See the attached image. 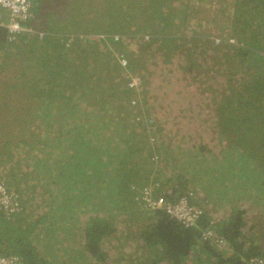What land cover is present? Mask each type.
I'll use <instances>...</instances> for the list:
<instances>
[{
	"label": "trees",
	"instance_id": "1",
	"mask_svg": "<svg viewBox=\"0 0 264 264\" xmlns=\"http://www.w3.org/2000/svg\"><path fill=\"white\" fill-rule=\"evenodd\" d=\"M70 1L101 6L68 12L94 31L72 34L52 0L34 5L33 34L10 43L0 30V178L21 205L10 219L0 211V252L27 264H114L105 245L118 233L125 264L264 259V0L223 5L235 43L220 46L195 37L204 26L188 21L185 0H147L142 28L135 0ZM149 184L193 192L205 213L217 201L229 248L202 241L209 214L187 229L142 213L132 187Z\"/></svg>",
	"mask_w": 264,
	"mask_h": 264
},
{
	"label": "built area",
	"instance_id": "2",
	"mask_svg": "<svg viewBox=\"0 0 264 264\" xmlns=\"http://www.w3.org/2000/svg\"><path fill=\"white\" fill-rule=\"evenodd\" d=\"M39 0H0V30L7 32V39L10 43H17L24 35L33 34V28L26 26L33 18L32 9ZM39 38L43 34L37 32ZM119 39L118 36L115 37ZM15 45V44H13ZM121 64L126 67L127 60L121 55ZM135 86V82L131 83ZM136 194V203L141 210L151 213H163L166 216L180 222L185 228L192 229L198 227L200 219L209 214L212 216L209 226L201 234L202 241L214 244L219 250L229 248L226 239L218 234L216 223L224 219V214L213 210L212 206L205 213L203 208L196 207L193 192L189 191L185 195L171 197L166 191L161 195L157 193V187L149 184L144 187H132ZM173 199V200H172ZM20 197L9 190L5 182L0 179V211L6 218L10 219L21 211ZM210 204V203H209ZM0 264H27L26 261L17 255H3L0 252ZM247 264H264L261 257H251Z\"/></svg>",
	"mask_w": 264,
	"mask_h": 264
},
{
	"label": "rangeland",
	"instance_id": "3",
	"mask_svg": "<svg viewBox=\"0 0 264 264\" xmlns=\"http://www.w3.org/2000/svg\"><path fill=\"white\" fill-rule=\"evenodd\" d=\"M52 1H53V6L58 4L57 9L59 10L60 16L64 19L62 21V23L67 28H69V30L71 31L72 34L77 35V34H81V33L88 32V31H94V29L96 27H98L97 23H95L94 25L91 22H89V23L81 22L80 23L76 20V17L73 16L72 12L71 13H68V12H70L71 10H78L79 15L81 17H84L83 13H86L90 9H101V6L96 5L95 3H88L87 5H83L82 2H79V6H78L77 3H75L74 1L67 2L68 0L67 1L66 0H52ZM135 1L137 3L136 4V10L138 11L137 25L140 27L142 23L146 24V20H143V19H145V16L143 14H141V12H139L138 8L144 9L143 7H144L145 2L147 0H135ZM210 2H212L213 4H211ZM232 2H233V0H224V1H222V0H189V1L185 0L183 6L189 5V12H191V14L188 17V21L199 23L200 25L204 26V28H201L198 26V28L196 30L195 37L200 38V40H202V39L203 40L204 39H210L211 41L212 40L213 41L219 40V43H218L219 46L222 44V40L227 39V38L231 39L230 43H235V39L233 37L228 36L225 38V36H227V35H225L222 32V30L226 31L223 23L227 18H226V15H224V14L229 11L228 9H224V6L231 4V8L233 10L234 7H232L233 6ZM127 4H128V6L130 5V3L128 1H127ZM217 4H220V6H218ZM114 5H115V3H112L111 5H109V2H107V4L105 5L106 11L109 13H112V12L116 13ZM149 5L153 6V2L150 3ZM53 6H51L52 7L51 10H52V14L55 16V13L53 11ZM174 6L179 7L178 3H175ZM132 9L133 8L131 6L129 10L131 11ZM216 10H218V12ZM107 19H108V17H107ZM212 20H216V22L214 23V22H212ZM60 28H62L64 30V28L62 26H60ZM205 34H207L209 36L203 38V36ZM202 43H203V41H202ZM255 43L256 42H253L251 45H254ZM209 45H210V43H208L206 46H209ZM119 56H121V55H119ZM159 58L161 59V57H159ZM125 59L127 60V63H128V58H125ZM173 65H174V68L172 70H170V72H168L167 74L172 75L170 73L178 71L179 61L176 62L173 59ZM127 66H128V64H127ZM166 75H165V77H166ZM165 77L163 78V74L160 75L161 79H165ZM132 79L134 80V76ZM131 83H134V82H131ZM154 98L155 99H153V100L157 101L156 96H154ZM23 161L27 162L25 159ZM255 175H256V173H255ZM180 183H181V180H175L173 184L177 185ZM166 187L171 188V185L166 186ZM208 202H210V207L212 206L213 210H217V211L222 212V213L224 212V210L221 211V209L218 206H216V204L218 205L217 201H214L216 203L215 204L208 199ZM256 204H258V203L256 202ZM245 208H247V207L245 206ZM112 212L115 213V219L119 222L130 223L128 218H131V219L134 218V216L129 215L128 212H126V209L123 211H119L116 206L113 207ZM254 212L258 213L255 210H254ZM224 218H226L225 214H224ZM139 220H141V219L139 218ZM248 220L249 221L252 220V222H253L254 216L251 215L248 218ZM130 225H132V224L130 223ZM135 225H136V221L134 222L133 226L135 227ZM122 226H123V224H120L118 226L119 229H123ZM130 228L131 227L128 226L126 232L129 231ZM123 239H124L123 235L115 233L114 237L112 239H110V241L108 242V245L107 246L105 245V247H106L105 251H107V255H109V256L114 255L115 257L113 256V258L114 259L116 258L115 260H118L114 264H121L123 261H125V258L121 257L120 252L117 249L123 243Z\"/></svg>",
	"mask_w": 264,
	"mask_h": 264
},
{
	"label": "clouds",
	"instance_id": "4",
	"mask_svg": "<svg viewBox=\"0 0 264 264\" xmlns=\"http://www.w3.org/2000/svg\"><path fill=\"white\" fill-rule=\"evenodd\" d=\"M0 179H1V178H0ZM1 180H3V179H1ZM3 181H4V180H3ZM4 182H5V181H4ZM5 184H6V182H5ZM6 186H7V184H6ZM145 186H147V185H145ZM155 186H156V185H155ZM7 187H8V186H7ZM143 187H144V186H143ZM156 187H157V186H156ZM138 188H140V187H138ZM8 189L11 190L9 187H8ZM11 191H13V190H11ZM13 192H14V191H13ZM164 192H165V191H163L162 193H159V192H158V189H157V193H158V194H161V195H162ZM15 193H16V192H15ZM16 194H17V193H16ZM17 195H18V194H17ZM18 196H19V195H18ZM137 206H138V205H137ZM139 208H140V207H139ZM146 214H147V215H150V214L147 213V212H146ZM225 219H226V218H224L223 220H225ZM17 256H18V255H17Z\"/></svg>",
	"mask_w": 264,
	"mask_h": 264
},
{
	"label": "crops",
	"instance_id": "5",
	"mask_svg": "<svg viewBox=\"0 0 264 264\" xmlns=\"http://www.w3.org/2000/svg\"><path fill=\"white\" fill-rule=\"evenodd\" d=\"M38 24V23H37ZM0 174H1V171H0ZM1 179H3L4 180V178H1ZM7 184V183H6ZM142 213H144V214H146V212L144 211V210H141L140 208H138ZM121 224V223H120ZM119 224V225H120ZM125 224H127V223H125ZM122 228H123V226H122ZM77 241V240H76ZM77 245H78V243H77ZM126 263V261H123L121 264H125Z\"/></svg>",
	"mask_w": 264,
	"mask_h": 264
},
{
	"label": "bare ground",
	"instance_id": "6",
	"mask_svg": "<svg viewBox=\"0 0 264 264\" xmlns=\"http://www.w3.org/2000/svg\"><path fill=\"white\" fill-rule=\"evenodd\" d=\"M142 14V13H141ZM145 16V15H144ZM149 16V15H148ZM159 16V15H158ZM157 17V16H156ZM131 21V20H130ZM143 24V23H142ZM137 26V25H136ZM138 27V26H137ZM141 27V26H140ZM142 28V27H141ZM160 32V31H159ZM159 34V33H158ZM159 36V35H158Z\"/></svg>",
	"mask_w": 264,
	"mask_h": 264
}]
</instances>
